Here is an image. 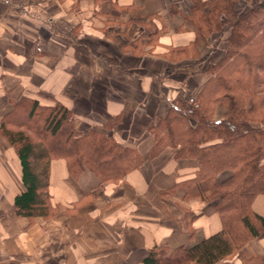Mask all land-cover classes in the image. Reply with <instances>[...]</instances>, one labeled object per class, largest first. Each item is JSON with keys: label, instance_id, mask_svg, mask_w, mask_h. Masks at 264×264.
<instances>
[{"label": "crops", "instance_id": "obj_1", "mask_svg": "<svg viewBox=\"0 0 264 264\" xmlns=\"http://www.w3.org/2000/svg\"><path fill=\"white\" fill-rule=\"evenodd\" d=\"M190 6V0H0V122L21 97L60 102L79 131L102 130L147 152V126L180 89L186 97L197 90L214 60L205 57L214 47L209 40L195 47L198 57L166 55L194 40L184 18ZM223 114L218 107L216 118ZM113 118L116 129H104ZM174 152L165 148L122 181L103 185L92 172L72 176L63 159H52L53 213L29 223L14 212V196L25 187L15 149L0 133V264H143L155 245L171 251L215 233L220 220L211 202L186 199L182 188L166 192L198 167ZM251 207L264 216V194ZM240 251L264 264V232Z\"/></svg>", "mask_w": 264, "mask_h": 264}, {"label": "trees", "instance_id": "obj_2", "mask_svg": "<svg viewBox=\"0 0 264 264\" xmlns=\"http://www.w3.org/2000/svg\"><path fill=\"white\" fill-rule=\"evenodd\" d=\"M190 2L184 18L194 28V40L166 55L173 60L198 57L199 43L226 31L222 54L207 62L208 78L197 90L186 97L180 89L166 113L147 126L152 137L147 152L102 130L79 131L72 110L60 102L43 105L27 97L12 102L1 119L0 133L20 162L25 189L13 199L17 215L29 223L52 215L47 191L52 159H63L72 176L89 171L100 185L116 184L144 159L172 148L176 158H193L198 167L166 192L182 188L186 199L211 202L220 229L190 247L170 251L155 245L143 264H217L235 257L237 264H261L240 250L264 232V216L251 207L254 197L264 194V0ZM239 2L247 6L239 7ZM218 107L224 109L220 118L215 116ZM117 124L118 118H113L102 127L114 130Z\"/></svg>", "mask_w": 264, "mask_h": 264}, {"label": "rangeland", "instance_id": "obj_3", "mask_svg": "<svg viewBox=\"0 0 264 264\" xmlns=\"http://www.w3.org/2000/svg\"><path fill=\"white\" fill-rule=\"evenodd\" d=\"M250 1H255V0H250ZM242 6L243 8H245L247 6V4L245 3L244 5V2H239V7ZM78 28V27H77ZM79 30V29H78ZM224 34H226V31H223V34L222 33H215V34H212L211 37L209 38V41L210 43L214 46V49L213 51H211L210 49H213L209 46V50H208V53H210V59H217L218 57L221 56L222 54V50H223V37H224ZM9 127H11V125H8ZM234 259V258H233ZM233 259H230V260H223L217 264H232V260Z\"/></svg>", "mask_w": 264, "mask_h": 264}, {"label": "bare ground", "instance_id": "obj_4", "mask_svg": "<svg viewBox=\"0 0 264 264\" xmlns=\"http://www.w3.org/2000/svg\"><path fill=\"white\" fill-rule=\"evenodd\" d=\"M258 1V0H257ZM223 34V33H222ZM225 38V37H224ZM240 256V255H239Z\"/></svg>", "mask_w": 264, "mask_h": 264}]
</instances>
